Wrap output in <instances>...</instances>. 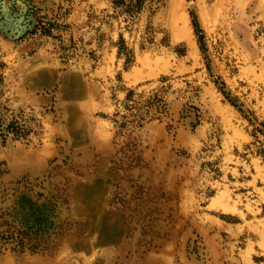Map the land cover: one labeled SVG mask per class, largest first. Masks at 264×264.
I'll return each instance as SVG.
<instances>
[{"label":"rangeland","instance_id":"1","mask_svg":"<svg viewBox=\"0 0 264 264\" xmlns=\"http://www.w3.org/2000/svg\"><path fill=\"white\" fill-rule=\"evenodd\" d=\"M0 264H264V0H0Z\"/></svg>","mask_w":264,"mask_h":264},{"label":"bare ground","instance_id":"2","mask_svg":"<svg viewBox=\"0 0 264 264\" xmlns=\"http://www.w3.org/2000/svg\"><path fill=\"white\" fill-rule=\"evenodd\" d=\"M15 17V16H14ZM12 20V19H11ZM10 21V20H9ZM25 22V21H24ZM13 23V22H12Z\"/></svg>","mask_w":264,"mask_h":264},{"label":"trees","instance_id":"3","mask_svg":"<svg viewBox=\"0 0 264 264\" xmlns=\"http://www.w3.org/2000/svg\"><path fill=\"white\" fill-rule=\"evenodd\" d=\"M140 3H142V2L140 1Z\"/></svg>","mask_w":264,"mask_h":264}]
</instances>
